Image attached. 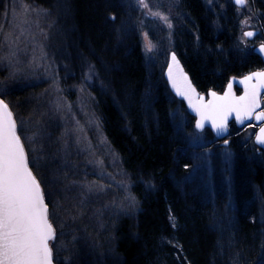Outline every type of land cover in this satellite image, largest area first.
<instances>
[{
    "label": "trees",
    "instance_id": "16d2710c",
    "mask_svg": "<svg viewBox=\"0 0 264 264\" xmlns=\"http://www.w3.org/2000/svg\"><path fill=\"white\" fill-rule=\"evenodd\" d=\"M29 1L54 10L55 36L73 76L79 68L92 75L94 111L136 200L135 213L115 221L108 245L113 256L103 264H264V150L253 144L254 134L243 142V130L229 127L228 177L215 162L210 173L195 171L187 133L193 118L171 95L163 68L146 63L123 0ZM246 1L263 28L264 0ZM177 12L180 34L187 36L175 31L174 52L199 92L220 93L230 78L262 66L251 49L241 47L240 18L230 0L211 7L179 0ZM177 105L185 114L183 128L172 117ZM205 131L209 144L216 142ZM92 260L81 251L75 264Z\"/></svg>",
    "mask_w": 264,
    "mask_h": 264
},
{
    "label": "rangeland",
    "instance_id": "374dc122",
    "mask_svg": "<svg viewBox=\"0 0 264 264\" xmlns=\"http://www.w3.org/2000/svg\"><path fill=\"white\" fill-rule=\"evenodd\" d=\"M178 1L145 0V7L139 0H123L126 20L137 31L150 68L162 67L164 71L169 54L175 53L176 40L179 43V37L187 36L180 34L183 25ZM201 1L207 7L217 3ZM230 2L240 18L237 37L241 47L253 51L264 45V27L258 26L247 1L240 7ZM2 5L0 94L13 113L29 167L49 207L55 232V238L49 241L53 259L56 264H75L81 251H87L94 258L91 264H103L105 257L113 256L108 245L115 221L133 215L137 204L94 111L89 91L92 75L86 68H79L73 76L55 36L54 10L47 11L29 0H4ZM175 31L179 37H175ZM254 31L255 44L251 47L245 33L254 36ZM61 75L70 78L65 80ZM18 92L25 94L24 100L11 96ZM172 115L176 125L183 128L185 114L180 105ZM250 126L241 128L243 142L254 134ZM205 130L197 132L193 120L187 131L194 148L193 168L210 173L217 165L228 177L233 160L230 136L209 144Z\"/></svg>",
    "mask_w": 264,
    "mask_h": 264
},
{
    "label": "snow or ice",
    "instance_id": "6c2138e0",
    "mask_svg": "<svg viewBox=\"0 0 264 264\" xmlns=\"http://www.w3.org/2000/svg\"><path fill=\"white\" fill-rule=\"evenodd\" d=\"M139 2L147 7L145 0ZM236 3L243 5L244 0H236ZM252 35L251 32L245 33L248 37ZM148 50L151 51L150 44ZM261 51H264V47ZM172 61L177 63L175 55L172 56ZM171 73L170 65V79ZM181 75L187 81V77L182 73ZM253 78L258 84L238 99L231 95L232 86L229 84V91L224 96L218 97L213 92V100L207 104L202 103L199 107L193 105L201 116L196 127L202 128V121L207 118L212 120V126L218 134L226 132L227 117L233 112L240 123L244 119H252L254 114L258 122L264 121V111L255 112L260 106L257 89L264 87V72L250 75L241 83L247 84ZM173 86H176L175 83ZM188 88H191L190 84ZM177 94L185 95L179 89ZM185 98L191 105V97L185 95ZM257 126L259 132L256 134V142L264 146V126ZM50 215L41 185L30 170L13 113L9 105L0 98V264H53L49 241L55 238V232Z\"/></svg>",
    "mask_w": 264,
    "mask_h": 264
},
{
    "label": "water",
    "instance_id": "95a60500",
    "mask_svg": "<svg viewBox=\"0 0 264 264\" xmlns=\"http://www.w3.org/2000/svg\"><path fill=\"white\" fill-rule=\"evenodd\" d=\"M232 2L238 7L242 6V5H238L236 3V0H232ZM256 32L257 31H254V33H256ZM248 38H250V37H248ZM262 47H264V45H258L257 47L254 48L253 52L264 62V51H261ZM173 55L176 56L175 53L169 54L167 65L163 71V78L165 80V83H166L167 88L170 91L171 95L176 100L180 101L184 105L187 114L193 118L194 128L197 132H200V131L206 129L214 136V138L217 141H221V140L228 137V135H229V127L228 126L231 122H233V124L236 126V128H239V129L244 127V126H247V125H252V126L256 127L259 124V126H264V121L258 122L255 119V114L253 115L252 119H244L243 123H240L237 121L236 114L233 112V113L229 114L227 117V130H226V132L218 134L217 130H215L212 126V120L207 119V118L202 121L203 127L197 128L196 125H197V122L201 120V116L194 109L193 105L199 107V105L202 103L207 104L209 101L213 100L211 93H213L215 91L209 90L206 93L199 92L196 89V87L193 84L190 76L186 72L184 66L182 65V63L178 59V57L176 56L177 63H174L172 61ZM170 65L172 67V73H171L172 79L169 78V67H170ZM258 72H264V70L263 71H253V72H250V73H248L242 77L230 78L227 81V83L225 84L224 89L220 93L215 92L216 95L218 97L224 96V94L229 91V84H231V86H232L231 87V95L233 97L238 99L239 97L244 96L246 91L251 90L253 87H255L258 84V81L255 78H253V80H251V81H248L247 84L241 83V81H243L246 77L253 75L255 73H258ZM181 73L183 74V76L187 77V81L183 80ZM173 83H175V85H176L175 87L173 86ZM189 84L191 86L190 89L188 88ZM178 89L181 93H184L185 95H189L191 97V101H192L191 105L189 103V100L185 98V95H178L177 94ZM192 89H194V91H192ZM236 90L239 92L238 94L236 93ZM257 91L259 93L257 98L260 102V106L258 108H256L255 112L259 113L261 111H264V99H261V96L264 94V87H259L257 89ZM201 98H202V100H201ZM258 132H259V127L257 128L255 135L253 137V143L257 148L264 150V146H262L256 142V134ZM53 264H55L54 261H53Z\"/></svg>",
    "mask_w": 264,
    "mask_h": 264
},
{
    "label": "flooded vegetation",
    "instance_id": "af4514ba",
    "mask_svg": "<svg viewBox=\"0 0 264 264\" xmlns=\"http://www.w3.org/2000/svg\"><path fill=\"white\" fill-rule=\"evenodd\" d=\"M256 33H254V36H252V37H250V38H248L250 41H253V38L256 36L255 35ZM260 45V44H259ZM254 50V49H253ZM260 59V58H259ZM260 61H261V63H262V66L260 67V68H258V69H256L255 71H263L264 70V62L260 59ZM253 72V71H252ZM248 74V73H247ZM236 93L238 94L239 92L236 90ZM261 99H264V94L261 96ZM231 125H233L234 127H236L234 124H233V122H231L230 124H229V126L228 127H230ZM245 127V126H244ZM253 130H254V135H255V132H256V130H257V126L255 127V126H250ZM243 128V127H242ZM237 129H239V128H237ZM241 129V128H240ZM254 137V136H253Z\"/></svg>",
    "mask_w": 264,
    "mask_h": 264
}]
</instances>
